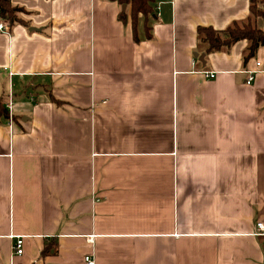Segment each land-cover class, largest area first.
Instances as JSON below:
<instances>
[{
  "label": "crops",
  "instance_id": "1",
  "mask_svg": "<svg viewBox=\"0 0 264 264\" xmlns=\"http://www.w3.org/2000/svg\"><path fill=\"white\" fill-rule=\"evenodd\" d=\"M15 2L27 25L0 19V264L17 236V264H264V44L246 60L247 40L208 53L197 35L250 0H155L138 39L117 1Z\"/></svg>",
  "mask_w": 264,
  "mask_h": 264
},
{
  "label": "trees",
  "instance_id": "2",
  "mask_svg": "<svg viewBox=\"0 0 264 264\" xmlns=\"http://www.w3.org/2000/svg\"><path fill=\"white\" fill-rule=\"evenodd\" d=\"M16 0H0V19H4L8 25L14 24L27 25L22 16L25 8L16 3ZM129 7V12L122 11L120 18L125 22L130 18L133 27L134 37L138 39V25L141 16H144L145 30L147 36H150V26L148 24L149 15L153 12V3L155 0H113ZM259 1L250 0V13L241 20L234 21L224 29H215L212 26H199L197 35L199 41L204 45L206 52H216L228 50L233 44L240 40H247L248 44L245 50V59L253 57L259 47L264 44V28L258 26L257 17L264 18V10L257 6ZM0 116L7 117L8 111L4 103L0 100Z\"/></svg>",
  "mask_w": 264,
  "mask_h": 264
},
{
  "label": "built area",
  "instance_id": "3",
  "mask_svg": "<svg viewBox=\"0 0 264 264\" xmlns=\"http://www.w3.org/2000/svg\"><path fill=\"white\" fill-rule=\"evenodd\" d=\"M0 29H6V25L4 22H0ZM258 65H260V62H257ZM256 71L253 70L250 72L249 77L247 79V83H251L252 80L254 79V73ZM205 76L212 78L217 75L216 72H211V71H204ZM9 109L11 110V103H9ZM10 121L13 119L12 115H9ZM258 228L260 234H264V223L258 222ZM24 253V238L22 236H17L15 238V242L13 244V253L11 257L10 264H17L16 263V258L22 256ZM85 262L86 264H95V260L93 258V255L89 254L85 256Z\"/></svg>",
  "mask_w": 264,
  "mask_h": 264
},
{
  "label": "rangeland",
  "instance_id": "4",
  "mask_svg": "<svg viewBox=\"0 0 264 264\" xmlns=\"http://www.w3.org/2000/svg\"><path fill=\"white\" fill-rule=\"evenodd\" d=\"M257 6L264 10V1H259L257 3ZM257 22H258V26L264 28V18L263 17H257Z\"/></svg>",
  "mask_w": 264,
  "mask_h": 264
},
{
  "label": "water",
  "instance_id": "5",
  "mask_svg": "<svg viewBox=\"0 0 264 264\" xmlns=\"http://www.w3.org/2000/svg\"><path fill=\"white\" fill-rule=\"evenodd\" d=\"M123 8H126V5L123 6ZM35 29V28H34ZM195 56L199 58L200 60L204 61L205 54H200L198 52H195Z\"/></svg>",
  "mask_w": 264,
  "mask_h": 264
}]
</instances>
